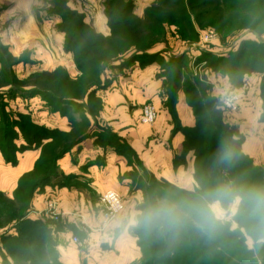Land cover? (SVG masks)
I'll return each instance as SVG.
<instances>
[{"label": "rangeland", "instance_id": "obj_1", "mask_svg": "<svg viewBox=\"0 0 264 264\" xmlns=\"http://www.w3.org/2000/svg\"><path fill=\"white\" fill-rule=\"evenodd\" d=\"M108 1L110 0H0V146L3 145L6 149L3 152L8 153L9 148L16 149L17 152L36 148L42 151L41 163L52 166L51 156L61 154L64 148H66L65 151H71L76 146V142L81 140L78 138L84 132L98 139L102 137L90 132L91 127L95 131H103V136L106 133L107 139L110 140L113 134L110 132L112 129L108 128L106 121L101 120H104L103 116L114 112L113 105L117 103L114 100L117 97L112 95L114 89L121 84H132L135 80L139 61L130 62L129 59L135 54L144 55L143 52L159 53L161 55L159 61L147 62L149 59L145 57L146 64L158 63L162 68V62L168 63L176 57L184 58L180 62V69L178 70L177 66L173 65L172 70L182 75L192 74L188 83L195 84L196 93L201 100H208L213 105L211 110L203 106L202 109L207 113H218L224 127L230 134H233L232 141L240 143L243 154L232 150L233 160L247 163L244 157L248 158L252 161V164L245 167L249 169L248 174L250 171L253 172V169L264 174V72L245 70L239 87H235L228 75H224L221 71L217 73L213 67V64L217 66L218 62L221 67L224 65L230 67L229 63L231 64L237 58H231V55L238 52L243 53L237 63L238 70L247 68L250 64L254 66L256 56L259 59L257 67H264L260 64V61L264 63V46H262L264 43V0H118L117 2L111 0L113 1L111 6L108 5ZM129 5L134 7L133 11L128 10ZM115 10L118 13L110 19L108 13L115 12ZM110 22L118 23L116 29L120 34L117 38L109 40L111 28L108 24ZM92 29L98 34L109 36L104 44L95 40L98 38L96 33H88L87 30L93 31ZM71 37H74L73 44L68 46ZM87 64V74L83 75L79 67H85ZM59 69L68 71L70 81L75 82L71 84L69 79H63ZM216 74L228 76L230 80L227 81L228 86L223 85L217 77L216 80L212 78ZM253 75L257 77H252ZM194 77L197 78V82L193 79ZM77 78L81 79L79 83L78 80L76 81ZM171 80H175L174 75ZM237 89L240 90L241 96L238 109L235 111L224 109L222 106L224 96L233 94L232 92ZM137 92V88H132V93ZM43 93H46V97ZM68 97L75 98L77 104L69 106L67 103L69 101L66 100ZM248 97L260 102L257 114L253 112L238 114ZM125 102L124 105H126ZM136 103L140 102L136 101ZM149 103L154 102L139 104L143 105L140 119L143 108ZM163 103L165 104L164 101ZM250 105V109H256L255 102ZM217 106L222 110V116ZM161 108L162 106H158L159 116ZM22 116L30 117L32 123L29 119L30 124L26 122L21 118ZM64 116L66 117L65 123L63 125L57 123L56 120ZM98 117H101V120ZM209 117L215 118L214 114ZM255 117L260 127H263V135H261L263 145H260L261 149L257 150L252 157L244 153L243 149L253 146L252 139L255 134L251 131L252 135H250L248 121L249 119L254 120ZM14 121L20 122L13 125ZM74 121L79 123L75 124ZM4 122H6V127H4ZM202 131L208 134L203 140V148L208 149L210 129L206 125ZM24 132L28 134L32 142H36L31 144L26 141ZM50 132H60L62 135L50 134ZM188 134L192 136V132ZM116 138L128 143L124 136L119 135ZM47 142L49 144H44ZM200 142L201 140H194L195 145ZM127 148L130 150V146ZM184 149L180 155L176 156V160L182 161V164L186 163ZM44 151L48 153L44 154ZM134 153L132 163L142 165L136 152ZM15 155H17L16 152H11L12 157ZM128 158V161L132 160L129 156ZM193 159L195 161V158ZM57 167L59 170V165ZM233 168L235 169V166ZM32 171L31 173L34 172ZM147 171L150 172V170ZM59 173L63 181L69 177L61 170ZM192 173L193 186L183 189L194 192L198 190L199 183L195 179V168ZM208 174L214 175L215 172H208ZM237 174L243 179L242 171ZM150 178L148 181L153 183ZM72 179H75L73 181L77 183L78 179L72 176L69 181L72 182ZM254 180L256 183L240 187L246 191H249L251 187L255 189L243 197L236 191L234 195L231 191L220 187L218 190L221 196H225H223L224 202L215 199L210 206L212 213L213 205L218 206L223 213L220 219L215 216L219 222V228L228 229L229 234L225 230L223 232L233 243L237 242L244 246L247 244V251L250 255L247 257L241 255L240 259H234L232 255L222 251L216 245H209L208 240L195 242L184 237L180 240L181 243L174 247L175 255L169 253L168 258L172 261L176 255L188 256L186 264H209L193 256L196 251H204L210 255L209 257L215 264H242L248 258L255 261L250 264H264V256L261 255L264 253L262 251L264 250V226L263 230L257 232L255 220L252 218L255 213L264 212V202L260 203L246 220L237 218V215L246 208L245 203L264 200V176L263 178L254 177ZM257 183L261 186L260 190ZM73 186L92 188L83 183ZM160 187L166 191L174 190L168 185ZM19 188L20 182L14 194H19ZM46 189L47 187L39 189L38 193ZM1 193L10 202L13 196ZM122 196L125 206L141 212L140 217L149 213V211L140 210L141 205L145 203V197L136 201L132 189ZM192 198L195 199L193 196ZM11 200H15V197ZM150 205L154 210L162 209L170 212L169 207L171 206L166 203L154 201L151 203L150 201L149 207ZM27 209L30 213V203L21 205L17 203L14 211L22 213ZM12 210L13 208L0 210L1 229L6 228L5 224L11 218L9 214ZM175 213L176 211L173 210V214ZM178 219L183 220V216L180 214ZM183 224L184 228H180L181 231L188 232L190 235L196 234L193 233L194 227L191 225L193 221L190 218L184 219ZM144 226L146 227V224ZM246 229L255 233L254 239L248 235ZM145 240L147 241V238ZM229 249L236 251L233 248ZM163 254L158 251V255ZM25 261L21 259L17 261V264H26ZM166 263L170 264L168 261L152 262V264Z\"/></svg>", "mask_w": 264, "mask_h": 264}, {"label": "crops", "instance_id": "obj_2", "mask_svg": "<svg viewBox=\"0 0 264 264\" xmlns=\"http://www.w3.org/2000/svg\"><path fill=\"white\" fill-rule=\"evenodd\" d=\"M156 64L147 63L140 66L138 62L133 83L118 85L112 92V95L117 97L114 99L117 103L113 105V114L103 116L104 120L98 117L102 122L106 121L108 128L112 129L110 132L116 137L124 136L128 143L113 134L108 140L106 133L103 136V131H95L91 127L90 132L102 137L98 139L88 134L77 141L71 151L64 152L58 158L57 166L69 176L67 180H61V184L53 183L54 185L47 186L45 191L37 192L32 197L31 211L27 217L47 222L51 229V237H48L47 246H43L42 250L46 263L140 264L142 250L135 230L141 212L125 206L115 219L106 222L100 194L113 190L123 195L132 189L134 199L141 200L144 198V190L137 178L143 169L150 170L157 179H166L181 188L193 186L194 151L190 150L188 155L186 154L185 164H182V161L178 163L176 156L183 152L188 133L196 127L197 115L184 89L178 91L173 110L166 105V77L163 76L160 65ZM216 77L223 85L228 86V76L216 74L212 78L216 80ZM132 88H137L138 92L132 93ZM136 101L143 104L152 101L156 106H162L161 115L154 124L140 122L143 105L137 104ZM249 102H255V110L249 108L252 106ZM258 103L260 102L248 97L238 114H257L260 107ZM65 120L64 116L56 121L63 125ZM248 124L250 135L252 132L255 135L252 139L253 146L249 149L245 147L243 152L253 157L257 150L261 149L260 145H263V127H260L256 117L254 120L249 119ZM127 146H130L131 151ZM29 149L18 152L16 150V161L12 163L8 162L0 147V193L4 192L14 198V191L21 178L35 168V162L41 157L42 151ZM186 151L187 148L184 149V152ZM134 152L142 165L132 163ZM128 156L133 159L128 161ZM72 176L78 179L77 183L90 185L92 188L73 186L77 183L73 181L75 179L69 181ZM48 199L58 201L60 210L66 213L64 219L50 221L41 214L46 209ZM3 229L0 228V264H17L9 254L8 242L9 239L16 240L19 233L12 226ZM35 244L36 242L29 244L33 247L32 250L36 249ZM49 246L56 255L49 254ZM25 263L31 264V261L26 259Z\"/></svg>", "mask_w": 264, "mask_h": 264}, {"label": "trees", "instance_id": "obj_3", "mask_svg": "<svg viewBox=\"0 0 264 264\" xmlns=\"http://www.w3.org/2000/svg\"><path fill=\"white\" fill-rule=\"evenodd\" d=\"M118 0H115L117 2ZM113 4V1H108V5L111 6ZM128 10H134V7L129 5ZM112 11V13H108V17L111 19L117 14L118 11L115 10V12ZM246 12V11H245ZM257 17V15H255ZM111 28V34L109 36H106L104 34H98L93 29L87 30L89 34H92L93 32L97 34V37L95 40H99L100 44H104V42L107 40V38L110 40L112 38H117L119 36V31L116 29L118 26L117 22H110L108 24ZM92 32V33H90ZM191 32V31H190ZM75 37V36H74ZM74 37L69 40L68 46H72ZM72 43V44H71ZM264 46V43L263 45ZM71 49V48H70ZM241 52V51H240ZM244 52V51H243ZM144 55L135 54L132 56L129 60L130 62L139 61L141 65H145L146 62L144 61V58H148L149 61L147 62H154L159 61L161 58V55L159 53H147L143 52ZM261 54L260 52H258ZM257 53V55H258ZM235 54V55H234ZM231 55V58L235 61L232 62L230 67L227 65H224L221 67L220 62H218L217 66L213 64V67L215 68V71L219 73V71L223 72L224 75H228L230 77L231 82L239 87L240 81L242 79V76L245 70H248L247 72L259 71L264 72V67L261 66L260 68L257 67V61L258 56H256L257 60L254 66L252 64L248 65L247 68L239 69L237 68L238 61L242 58L243 53H234ZM241 54V55H240ZM89 56V55H88ZM79 59V58H78ZM181 60H184V58L180 59L178 57L174 58L173 60H170L168 63L162 62V69H163V76H165V82H164V88L165 92L168 94V99L166 105L169 106L171 110H173L175 102L177 101V93L179 90L184 89L188 93V99L190 104L194 107L195 113L197 115V124L196 127H194V130H190L192 132V136L188 134L187 139L185 141V146L187 148V151L185 154H187L190 150L194 151L195 154V161H194V168H195V179L199 183L198 190L191 192L189 190L183 189L178 187L177 185L167 181L166 179H157L152 172H148L146 169H143V172L141 173L139 179V185L144 190V197H145V203L141 205L140 210L147 212V215L140 217L139 216V222L138 226L135 230L136 235L139 238V246L142 250V259L140 264H152L157 262H166L170 264H186V261L188 260V256L182 257L177 256L175 258H172V261L168 258L169 253H173L175 255V249L177 245L181 243V239L184 237L186 239H190L191 241L195 242H202L205 240H208L209 245H216L219 249L222 251H225L232 255L234 259H240V256L243 255L247 257L250 255V253L247 251L248 246L240 244V243H233L230 241L229 236L226 235L229 234V231L227 228L224 230H221L219 228V222L215 218V215L211 212V202L213 200H220L221 202H224V195L221 196V193H219V188H224L226 191L229 190L235 195V191L241 196H246L247 193L250 191L255 190L253 187L249 189V191L246 189H242L243 185H251L252 183H256L254 180V177H262L264 174L260 171L253 172L250 171V174H248V170L245 169V167H248L250 164H252V161H250L248 158L244 157V160L247 161L244 163H240V161H234L233 160V154H231L232 150L237 151L240 154L242 153V148L240 147V143L238 141H232V135L227 130L226 127H224V124L222 122L221 117H218V113H213L215 118L209 117V115H213L211 113H207V111H204L202 109L203 107L207 108V110H211L213 108V105L208 100H201L199 98V95L196 93V86L195 84L188 83V80H191L190 77L192 74H178L175 72V70H172L173 65L177 66V69H180V62ZM223 60V59H222ZM95 61V60H94ZM260 64L264 65L263 61H260ZM87 67L88 64L85 67H79V69L82 70V74H87ZM259 68V69H258ZM61 71V74L63 76V79H69L68 71L64 69H59ZM173 75L175 76V80L172 81ZM208 75V74H207ZM196 82L198 81L196 77L193 78ZM78 80V81H77ZM187 80V81H185ZM71 84L75 81L68 80ZM76 81L79 83L81 81L80 78H77ZM190 82V81H189ZM96 85V83H95ZM87 89V88H86ZM86 89L84 91H86ZM264 90V86H263ZM42 94V93H41ZM43 95L46 97V93H43ZM264 95V91H263ZM200 99V100H199ZM66 100L69 102L68 105L72 106L73 104H77V101L73 97H68ZM264 100V99H263ZM66 103V102H65ZM80 103V102H79ZM81 104V103H80ZM67 105V104H66ZM203 106V107H202ZM218 108V106H217ZM218 112L220 113V116H222V110L218 108ZM26 122L29 123L28 119L32 123L30 117L28 116H22ZM201 118V119H200ZM264 119V118H263ZM20 121H14V124H19ZM75 124H78V121H74ZM4 127H6V122H4ZM12 126V124L8 123ZM30 124V123H29ZM32 125V124H31ZM210 129V138H209V144L210 147L208 149L203 148L204 143V137H206L208 134L202 133V129L204 126H206ZM37 127L36 125H34ZM78 126V125H76ZM76 128V127H75ZM9 134L12 135V133L9 132ZM50 134H56V135H62V133H51ZM24 136L26 138V141H29L31 144H34L36 141H31L29 139V136L26 132H24ZM87 134L84 132L80 135L78 139H82L86 137ZM201 140V142L197 145H195L194 140ZM239 143V144H238ZM49 144V142L44 143ZM242 144V142H241ZM2 150L6 151L5 146H0ZM233 147V148H232ZM16 148V147H15ZM66 148H64V151L61 152V154H54L51 156L50 163L52 166H47L46 164H42L41 160L43 159V154L41 158L38 160L37 164L35 165L34 172L25 174L21 180H20V191L19 194H15V200L8 201L2 193H0V210H9V208H13L12 211H10V219L5 224L6 227L12 226V228H16L19 235L18 238L15 239H9L8 242V249L9 254L13 256V261L17 263V261L21 259H28L31 261V264H46V259L43 253V246L47 244L48 237H51V229L49 228L48 224L40 220H33L27 217L28 215V209L27 211L21 212H15L14 209L17 206V203H30L32 197L35 193L38 192L39 189L45 188L47 186L54 185L53 183H60L61 180H63L62 177H60V173L57 167V161L58 158L64 154ZM204 151V154H203ZM11 152H16V149H8V153H5L6 159L8 162L15 163L16 161V155L14 157L11 156ZM47 154L48 152L44 151V154ZM203 154V155H202ZM243 154V153H242ZM131 156V154H130ZM179 163V161H178ZM231 164V166L229 164ZM235 166V169L233 168ZM247 170V171H246ZM251 170V169H250ZM243 173V179L242 176L237 174L238 172ZM208 172H212L215 174L209 175ZM38 173V174H37ZM233 174H235L233 176ZM260 174V175H258ZM250 175V176H249ZM152 178L153 183L148 181L149 178ZM150 178V179H151ZM170 186L173 187L174 190L166 191L160 186ZM258 184V183H257ZM259 190L261 186L258 184ZM172 188V189H173ZM228 191V192H229ZM227 192V193H228ZM202 193V194H201ZM196 194V195H194ZM198 195V196H197ZM195 197V199L192 198ZM224 196V197H223ZM228 196V194H227ZM252 196H255L252 194ZM223 198V199H222ZM153 199V200H152ZM147 201V204H146ZM159 202V203H166V205L173 207L175 214H173V210L170 208V212L167 210H154L152 206L149 207V202ZM9 202V203H8ZM8 203V204H7ZM246 208L243 209L242 212H240L239 215H237L238 220H246V218H249L251 216L252 211L258 206V202H249L245 203ZM260 205V204H259ZM29 207V206H28ZM248 209V210H247ZM183 216L182 219H178L179 216ZM190 218L193 221V233L196 234L190 235L188 232H183L180 230V228H184L183 221L184 219ZM255 220V230L257 232L263 230L264 226V212L255 213V215L252 217ZM52 221L51 219H49ZM146 224V227L144 226ZM144 224V225H143ZM198 229V230H197ZM247 230V229H246ZM255 231V232H256ZM28 232V233H27ZM146 232V233H145ZM202 232V233H201ZM248 235L252 236L253 239L255 238V233H252L250 230H247ZM27 233V234H25ZM143 233H145L143 235ZM8 236V235H7ZM141 236V237H140ZM144 236V237H143ZM147 238V241L145 240ZM31 242H36L35 245L36 249L32 250V246L29 245ZM232 242V243H231ZM47 246V245H46ZM229 248H233L236 251H230ZM49 254L50 255H56L55 251L49 246ZM158 251H161L164 253L163 255H158ZM264 251V250H262ZM261 252V251H260ZM194 257L197 256V258L201 259V261L209 263V264H215L212 258H210L207 253L196 251L194 252ZM264 253H261V255ZM170 257V256H169ZM254 263V259H246L245 262L242 264H250ZM167 264V263H166Z\"/></svg>", "mask_w": 264, "mask_h": 264}, {"label": "built area", "instance_id": "obj_4", "mask_svg": "<svg viewBox=\"0 0 264 264\" xmlns=\"http://www.w3.org/2000/svg\"><path fill=\"white\" fill-rule=\"evenodd\" d=\"M232 93L233 94L225 95L222 100L223 108L229 111L237 110L241 100L239 89ZM158 116V106L154 103H149L143 108L140 121L144 124L152 125L156 122ZM101 203L104 207V217L106 222L115 219L125 209L124 197L113 190L106 191L102 194ZM41 214L55 222L64 219L66 215L65 212L60 210L58 201L54 199H48L46 209L44 213Z\"/></svg>", "mask_w": 264, "mask_h": 264}, {"label": "clouds", "instance_id": "obj_5", "mask_svg": "<svg viewBox=\"0 0 264 264\" xmlns=\"http://www.w3.org/2000/svg\"><path fill=\"white\" fill-rule=\"evenodd\" d=\"M262 202H264V200L258 201V206H259V204L262 203ZM212 211H213V213L215 214V216H216L217 219L222 218L223 213H222V211L219 209L218 206L213 205V206H212Z\"/></svg>", "mask_w": 264, "mask_h": 264}]
</instances>
